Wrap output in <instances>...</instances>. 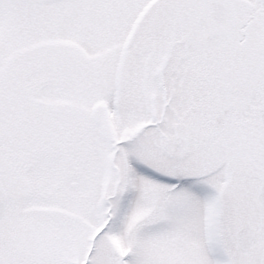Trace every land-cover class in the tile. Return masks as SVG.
I'll return each mask as SVG.
<instances>
[{"label":"snow or ice","instance_id":"snow-or-ice-1","mask_svg":"<svg viewBox=\"0 0 264 264\" xmlns=\"http://www.w3.org/2000/svg\"><path fill=\"white\" fill-rule=\"evenodd\" d=\"M0 264H264V0H0Z\"/></svg>","mask_w":264,"mask_h":264}]
</instances>
